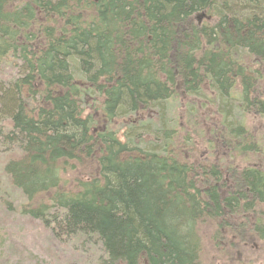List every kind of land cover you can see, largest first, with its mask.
I'll return each mask as SVG.
<instances>
[{
  "label": "trees",
  "instance_id": "trees-1",
  "mask_svg": "<svg viewBox=\"0 0 264 264\" xmlns=\"http://www.w3.org/2000/svg\"><path fill=\"white\" fill-rule=\"evenodd\" d=\"M5 151L22 215L87 264H259L264 0H0Z\"/></svg>",
  "mask_w": 264,
  "mask_h": 264
},
{
  "label": "rangeland",
  "instance_id": "rangeland-1",
  "mask_svg": "<svg viewBox=\"0 0 264 264\" xmlns=\"http://www.w3.org/2000/svg\"><path fill=\"white\" fill-rule=\"evenodd\" d=\"M15 76V71L5 69L1 77L11 80ZM169 111L175 114L174 109ZM7 154L8 152L5 151L0 155V198L8 196L12 204V212L3 209L0 204V264H87V258H84L80 246L53 241L39 221L22 215L20 206L25 202L24 198L17 190H7L1 178V165ZM258 245L261 247L263 245L262 255L252 257V261L259 258V264H264V243ZM246 255L239 257L240 264L242 260L243 264L251 263V260L247 262L244 258ZM228 259L229 254H222L209 244L205 246L202 256L204 264H228Z\"/></svg>",
  "mask_w": 264,
  "mask_h": 264
}]
</instances>
